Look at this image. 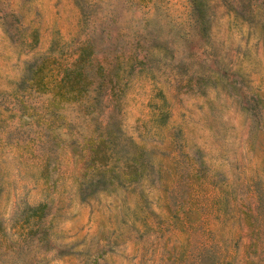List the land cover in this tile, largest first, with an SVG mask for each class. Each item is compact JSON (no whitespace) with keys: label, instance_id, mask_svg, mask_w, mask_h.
I'll return each mask as SVG.
<instances>
[{"label":"rangeland","instance_id":"rangeland-1","mask_svg":"<svg viewBox=\"0 0 264 264\" xmlns=\"http://www.w3.org/2000/svg\"><path fill=\"white\" fill-rule=\"evenodd\" d=\"M0 264H264V0H0Z\"/></svg>","mask_w":264,"mask_h":264}]
</instances>
